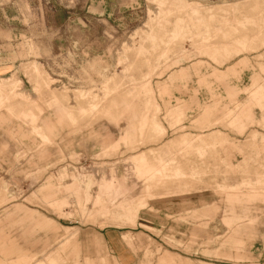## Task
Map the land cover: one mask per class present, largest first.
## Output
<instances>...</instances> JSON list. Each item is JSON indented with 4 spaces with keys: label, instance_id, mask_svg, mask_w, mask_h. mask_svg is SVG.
Returning a JSON list of instances; mask_svg holds the SVG:
<instances>
[{
    "label": "rangeland",
    "instance_id": "rangeland-1",
    "mask_svg": "<svg viewBox=\"0 0 264 264\" xmlns=\"http://www.w3.org/2000/svg\"><path fill=\"white\" fill-rule=\"evenodd\" d=\"M0 264H264V0H0Z\"/></svg>",
    "mask_w": 264,
    "mask_h": 264
},
{
    "label": "crops",
    "instance_id": "crops-1",
    "mask_svg": "<svg viewBox=\"0 0 264 264\" xmlns=\"http://www.w3.org/2000/svg\"><path fill=\"white\" fill-rule=\"evenodd\" d=\"M138 164H140V165H142V166L145 165V164H143V163L141 164L140 162H139ZM15 249H16V248H13L11 251L14 253V252H15ZM163 259H164V257L161 258L162 261H163Z\"/></svg>",
    "mask_w": 264,
    "mask_h": 264
}]
</instances>
